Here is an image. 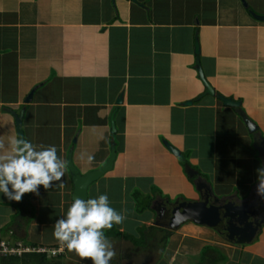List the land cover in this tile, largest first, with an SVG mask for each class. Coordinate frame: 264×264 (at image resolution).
<instances>
[{
  "label": "crops",
  "instance_id": "obj_1",
  "mask_svg": "<svg viewBox=\"0 0 264 264\" xmlns=\"http://www.w3.org/2000/svg\"><path fill=\"white\" fill-rule=\"evenodd\" d=\"M250 11L264 16V0H0V135L17 136L12 112L21 114L25 139L38 150L55 146L65 161L71 152L81 174L105 162L113 140V167L89 185L86 199L106 193L110 206L126 210L113 230L135 239L141 228L162 226L159 202L198 201L182 157L206 176L214 197L244 203L264 166V22ZM197 58L215 93L241 103L254 135L235 109L201 96ZM62 179L63 189L30 193L33 218L14 236L44 250L51 264H91L53 236L72 203L67 168ZM16 203L0 193V230ZM12 234L0 240L11 242ZM107 238L116 251L110 264H169L173 256L175 264H198L208 245L220 246L224 264H264V225L252 242L234 244L186 222L172 230L161 258L138 251L124 259L130 243Z\"/></svg>",
  "mask_w": 264,
  "mask_h": 264
},
{
  "label": "clouds",
  "instance_id": "obj_2",
  "mask_svg": "<svg viewBox=\"0 0 264 264\" xmlns=\"http://www.w3.org/2000/svg\"><path fill=\"white\" fill-rule=\"evenodd\" d=\"M85 155L81 153L79 158L84 160ZM93 160L94 156L87 155V163ZM66 167L67 162L57 155L55 146L41 145L38 150L23 137L0 135V193L9 201L20 202L29 193L38 195L40 186L45 190L53 186L63 189ZM256 173L257 195L264 198V166ZM197 175L196 178L199 177ZM176 216L185 218L180 212ZM125 219L126 210L118 212L110 206L106 193L96 198H75L65 215L54 224L53 236L61 250L66 249L81 260H90L91 264H110L116 251L105 232L122 224ZM169 264H175V256Z\"/></svg>",
  "mask_w": 264,
  "mask_h": 264
},
{
  "label": "water",
  "instance_id": "obj_3",
  "mask_svg": "<svg viewBox=\"0 0 264 264\" xmlns=\"http://www.w3.org/2000/svg\"><path fill=\"white\" fill-rule=\"evenodd\" d=\"M245 7H247L244 4ZM252 16L261 22H264V16L257 15L255 13H251ZM194 53L197 57L200 55V48L198 40H195V48ZM198 76L203 83L204 92L201 96L209 95L212 97H216L221 103L226 106L235 109L237 115L241 118L245 126L247 127L249 133H255L257 131V126L253 123V121L245 114V112L240 108L241 103L239 101H235L231 98L225 97L221 94H216L213 86L206 80L203 74V70L200 65L199 58L196 59L195 64ZM32 97V93L28 95L26 102ZM120 103V98L116 100L115 104ZM115 110L113 109L109 114V130L110 133L115 132L114 128V117ZM16 133L19 137H24V133L21 127V114L13 113ZM115 159V151H114V142L110 141V149L109 156L105 160V162L100 165L98 168L88 171L84 174H81L78 171V168L74 165L71 159V152H69L67 157V170L70 174L73 191L71 194V200L73 201L75 198L86 199L87 198V188L97 179H99L102 175L109 172L113 167V162ZM186 174L189 177H194L198 174L197 171L192 168H186ZM194 187L199 193L200 199L198 201H179L176 200L173 203H169L164 201V206L171 207L170 218L167 224L169 229H177L182 224L186 222H193L199 226H205L215 230L219 235H225L229 230L236 229V224H241V228L238 230L239 242L241 244L252 242L258 232L261 229V222H256L253 219V208L255 209L256 202L250 203L248 205H239L235 201H226L225 204L220 206L215 205L218 202L217 197H214L212 194V190L209 186L206 185L205 182L201 180L200 177H197L194 182ZM155 211L158 212L157 208H154ZM180 212L183 214L185 218H180L176 216V213ZM233 214V218L230 220H225ZM225 225L227 227L225 228Z\"/></svg>",
  "mask_w": 264,
  "mask_h": 264
},
{
  "label": "trees",
  "instance_id": "obj_4",
  "mask_svg": "<svg viewBox=\"0 0 264 264\" xmlns=\"http://www.w3.org/2000/svg\"><path fill=\"white\" fill-rule=\"evenodd\" d=\"M180 162L185 171V175L188 177V180L192 184H194V180L196 176L189 177L186 174L185 169L192 168L198 173L199 171L197 170L196 167L191 166L188 161L183 159V157L180 159ZM199 175L200 173L197 176ZM202 177L205 179V182H207L206 176L203 175ZM176 200L184 201L185 199L182 197ZM165 201L172 203V201L170 200L168 201V199H166ZM14 208L16 210V213L11 218L10 224L6 226L4 229L0 230V236H1L0 238H5L8 233L12 232L13 234L10 235L11 242H9V244L11 247L18 249L17 245L21 243V240L20 238L16 237V235L14 236L13 230H15V234H16L20 230L28 228L33 218L34 210H33V206L30 203V193L25 194L22 197V200L15 204ZM171 209H172L171 207H168V211L166 214L167 220H169L170 218ZM258 222H261V225L263 226L264 218L260 219ZM162 226L160 228L154 227V226H151L148 228H141L140 229L141 235H140V238L138 239H135L125 233L124 234L118 233L114 231L113 228L111 230H106L105 235L111 238L122 237L125 241L130 243V245H128V247L125 248V250L123 251L124 259H130L132 255H134L135 252H138V251L141 253L144 252L147 254H152L158 258H161L162 252L167 244V240L172 233V229H169L167 227L166 221L162 223ZM223 238L231 243L240 244L238 240V236H235L234 234L224 235ZM2 241H9V240L2 239ZM200 254H201L200 255L201 258L199 259L198 264L204 263L205 261L203 259L204 256H207L209 258L211 264H223L227 261V256L224 253V251L216 247L210 246V245L203 247ZM46 255L47 254H41V253H24L21 256H9V257L0 256L1 257L0 264H51L49 261H47Z\"/></svg>",
  "mask_w": 264,
  "mask_h": 264
},
{
  "label": "flooded vegetation",
  "instance_id": "obj_5",
  "mask_svg": "<svg viewBox=\"0 0 264 264\" xmlns=\"http://www.w3.org/2000/svg\"><path fill=\"white\" fill-rule=\"evenodd\" d=\"M260 153H261V150H260ZM263 154V153H261ZM196 179V178H195ZM200 196V195H199ZM258 197V200H256L255 198ZM200 199V197L198 198V200ZM218 199V202L215 203V205L217 206H220L222 204H225L226 201H230L233 200V201H236L239 205L243 204V205H248L250 203H253L254 201L256 202V208L255 210H253V219L256 222H258L260 219H263L264 218V198L260 197L257 195V191H255V194L251 196L250 199H247L244 203H241L238 199H233V198H230V197H219ZM263 201V202H262ZM261 204V206H260ZM167 207L164 206L162 204V202H159L157 204V209H158V220L161 221V223L163 222H169V220H167V217H166V214H167V211H168V208L166 209ZM254 209V208H253ZM231 217L233 218V214H230V216L228 218H226L225 220H230ZM241 224H236V229H231L229 230L225 235L227 234H234L235 236H238V230L241 228ZM227 227V225H225V228Z\"/></svg>",
  "mask_w": 264,
  "mask_h": 264
},
{
  "label": "built area",
  "instance_id": "obj_6",
  "mask_svg": "<svg viewBox=\"0 0 264 264\" xmlns=\"http://www.w3.org/2000/svg\"><path fill=\"white\" fill-rule=\"evenodd\" d=\"M17 248L11 247L9 241H0V256L1 257H9V256H21L24 253H41L44 254V250L37 249L31 250L23 247L21 244L17 245ZM55 253L59 254L58 251H52L51 254L55 255Z\"/></svg>",
  "mask_w": 264,
  "mask_h": 264
},
{
  "label": "rangeland",
  "instance_id": "obj_7",
  "mask_svg": "<svg viewBox=\"0 0 264 264\" xmlns=\"http://www.w3.org/2000/svg\"><path fill=\"white\" fill-rule=\"evenodd\" d=\"M185 176H186V175H185ZM186 177H187V176H186ZM187 179H188V177H187ZM185 200H188V199H185ZM191 201H192V200H191ZM141 202H142V201H141ZM141 202H140V203H141ZM139 206H140V205H139ZM183 225H184V224H183ZM208 241H210V240H208ZM217 247H218V246H217ZM219 248H220V246L218 247V249H219ZM44 252H45V251H44ZM57 255H58L57 253H55V255H52V254H51L50 257H52V258H56ZM200 255H201V254H199V259L201 258ZM155 257H156V256H155ZM203 259L205 260L203 264H211V263H210V260H209V258H208L207 256H204ZM223 264H224V263H223Z\"/></svg>",
  "mask_w": 264,
  "mask_h": 264
}]
</instances>
